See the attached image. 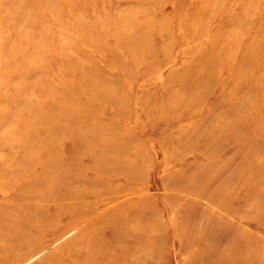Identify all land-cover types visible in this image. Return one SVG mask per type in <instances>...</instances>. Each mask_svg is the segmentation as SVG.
<instances>
[{
  "label": "rangeland",
  "instance_id": "obj_1",
  "mask_svg": "<svg viewBox=\"0 0 264 264\" xmlns=\"http://www.w3.org/2000/svg\"><path fill=\"white\" fill-rule=\"evenodd\" d=\"M0 264H264V0H0Z\"/></svg>",
  "mask_w": 264,
  "mask_h": 264
},
{
  "label": "bare ground",
  "instance_id": "obj_2",
  "mask_svg": "<svg viewBox=\"0 0 264 264\" xmlns=\"http://www.w3.org/2000/svg\"><path fill=\"white\" fill-rule=\"evenodd\" d=\"M62 236H63V235L55 237V238H57V239H55L53 242L58 241ZM46 247H47V246H46ZM46 247H43V248H41V249H39V250L42 251V249H44V248H46Z\"/></svg>",
  "mask_w": 264,
  "mask_h": 264
}]
</instances>
